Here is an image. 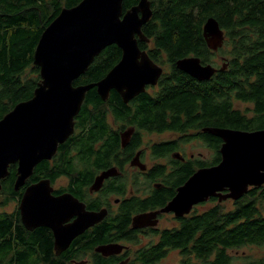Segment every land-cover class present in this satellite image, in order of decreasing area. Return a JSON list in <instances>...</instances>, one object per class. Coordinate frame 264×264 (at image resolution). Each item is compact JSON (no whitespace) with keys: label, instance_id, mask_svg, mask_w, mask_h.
Masks as SVG:
<instances>
[{"label":"trees","instance_id":"trees-1","mask_svg":"<svg viewBox=\"0 0 264 264\" xmlns=\"http://www.w3.org/2000/svg\"><path fill=\"white\" fill-rule=\"evenodd\" d=\"M81 1L0 0V120L17 104L30 100L41 82L40 69L34 65V54L43 31L63 8L75 7ZM139 1L124 0V11ZM150 1L153 16L142 28L154 45L148 55L156 64L162 65L166 61L172 66L171 74H164L159 81L161 92L154 96L146 92L132 105H125L114 91L107 101H103L96 88L91 89L76 117L77 132L60 148L61 152L70 153L78 144V157L91 161L86 155H95L97 168H104L103 163L118 148L117 145L109 151L108 142L113 141V145L119 142L118 134H113L106 124L107 115L112 113L116 121H128L151 132L199 130L198 136L204 135L208 147L214 149L217 157L212 162L201 161L200 166L217 165L221 161L218 153L222 141L204 133V129L264 130V0ZM209 18L216 19L226 33L221 51L229 59L226 68L222 70L224 64L219 67L210 81L199 82L179 71L176 62L198 57L205 65L213 63L215 55L203 36V27ZM141 45H145L143 50L149 49L147 44ZM121 57L118 47H107L87 72L73 82L74 86L101 81ZM236 103L250 104L252 109L243 112L235 107ZM110 106L113 109L110 110ZM168 113L170 121L167 120ZM89 124L92 125L90 131L83 133ZM110 133L113 139L109 137L106 144L93 152V143L99 142L98 137ZM134 137L140 140L138 135ZM138 143L133 140L131 149ZM167 145L170 144L156 147L155 154L160 156L168 150ZM64 161L67 163L66 159ZM68 164L70 166L71 161ZM46 167L57 169L54 160L44 161L35 169V175L46 171ZM162 171L156 168L151 175L162 179ZM15 173L14 169L1 181L2 206L18 196L13 189L17 179ZM192 174V166L186 165L166 179L173 188L182 183L184 177L187 181ZM57 176L50 177L55 180ZM159 195L151 201L152 205L162 204L157 201ZM160 200L163 201L161 196ZM214 205L202 213L195 210L179 219V228L154 231L158 241L138 251L130 264H159L171 251L179 253L180 264H264V186L251 188L233 203L232 210H226L218 203ZM129 223L130 211L123 224L120 221L119 229L124 225V230L115 237L131 238L127 232ZM109 230L96 226L90 234L85 233L89 239L83 247L91 249L109 242ZM254 249L260 250L258 256L251 254ZM79 254L76 249L57 256L53 237L47 229L29 231L19 212L0 213V264H76L75 261L84 258ZM91 264L115 262L94 253Z\"/></svg>","mask_w":264,"mask_h":264},{"label":"water","instance_id":"water-1","mask_svg":"<svg viewBox=\"0 0 264 264\" xmlns=\"http://www.w3.org/2000/svg\"><path fill=\"white\" fill-rule=\"evenodd\" d=\"M123 3L124 0H82L75 7L63 8L43 31L34 54L41 82L30 100L17 104L0 120V189L1 181L9 175L10 165L18 164L14 187L18 191L37 165L52 160L59 146L74 133L75 118L91 89L96 88L103 101H107L110 91L116 90L129 102L145 93L147 86L157 85L163 68L138 46L139 41H149L142 28L153 16L151 1L140 0L127 11ZM203 36L214 52L225 42V31L214 18L207 20ZM112 45L122 51L119 63L101 81L74 86L73 82L87 72L95 58ZM176 67L200 82L211 80L219 70L211 64L203 65L198 57L180 59ZM205 131L222 141L221 161L193 174L175 199L158 213L188 216L195 206L211 197L220 202L238 201L251 188L264 186V130L209 128ZM109 175L106 172L97 178L95 190ZM20 213L28 230L47 227L54 232L57 256L106 217V210L89 212L71 195L54 196L49 180L26 188ZM156 215H138L133 226H157V221L150 222ZM75 216L73 223L63 226ZM125 248L108 244L97 247L96 252L109 257L121 254ZM120 264H128V260Z\"/></svg>","mask_w":264,"mask_h":264},{"label":"flooded vegetation","instance_id":"flooded-vegetation-1","mask_svg":"<svg viewBox=\"0 0 264 264\" xmlns=\"http://www.w3.org/2000/svg\"><path fill=\"white\" fill-rule=\"evenodd\" d=\"M225 41H226V33H225ZM142 43L147 44V47H149V49L146 48L145 50H143V47H145V45H141ZM224 44L221 48H219L217 52H214L213 50H211L212 53L215 55V59L213 60V63H211V65L216 69H219V67H221L223 64H224V67H226L227 65L226 62H228V59H229V57L226 54H223L221 51L224 48ZM138 46L141 51L146 52L148 54V52H150V49L154 45H153V41L149 39L148 42L139 41ZM225 50H227V48H225ZM218 60L222 62V65L219 67L217 66ZM157 65L160 66V64H157ZM165 65H169L170 67V73L167 74L169 76L171 74L172 66L168 64L167 62ZM164 74L165 72L163 69L162 76ZM184 74L186 75V73ZM162 76L160 77V79L162 78ZM159 81L157 85L155 86L153 85L147 86L145 93L149 92L150 94L153 95L157 92L158 93L161 92L160 87H159ZM112 91H114L120 96V98L122 99L125 105L126 104L132 105L134 102L137 101L138 97L141 95L140 94L136 96L135 98L131 99L129 102H125L123 97L116 90H112ZM112 91H110L108 99L112 96ZM145 93H142V94H145ZM111 109H113L112 106H110V110ZM167 115H168L167 120H169L170 114L168 113ZM110 118L112 122H110ZM76 124H77V120L75 118V128H74L73 134L77 132ZM106 124L110 128V130L113 132V134H118L119 142L116 145H113V141L108 142L109 137L113 139L110 133L109 135L98 137L99 142L93 143V152L98 151L101 148V146L103 144H106L107 142H108L109 151H111V149H115L116 146L118 145L117 150L113 152L111 156L109 157V159L103 163V165H105L104 168H97V164H95V159L93 158V156L95 155H91L89 153L86 155V157L91 158V161H88V160L84 161L83 159L78 157V154H80V151L78 150L79 148L78 144L71 148L70 153L61 152L60 148L64 146V144L69 140L68 139L64 144H61L59 146L55 156L52 158V160H54V163L57 166V169L46 167L47 168L46 171H43L40 174L35 175V169L37 168L38 166L37 165L34 168L32 175L27 179L26 184L22 188H20V190L16 191L15 188H13L14 191L18 193V196H16L15 200L9 201L8 204L6 205L8 206V205L14 204L15 209L13 212L9 214H17V212H19V215L21 218L20 202H21L23 193L25 192L26 188L32 184L38 183L39 181L49 180L51 182V186L53 187L54 196H62L66 194L71 195L75 199H77L80 203L84 204L86 207V210L89 212H95V211L99 212L101 210H106V217L104 218L102 222H100L96 226L97 227H108L110 229L107 232L108 237H109V242L103 243V244L101 243L98 246H93L91 249L84 248L83 247L84 244L88 243V239H89L87 234L85 236V233L90 234L91 231L95 230L96 226L89 228L88 230H86V232H84L82 235L77 237L71 243L70 247L66 250V251L69 250V252H71V251H75L76 249H79L80 251L79 255L84 258H82V260L80 261H75L76 263L83 262L84 264H91L94 253L101 255L100 253L96 252L97 247L101 245H108V244H119L121 246L126 247L122 251V253L119 255H112L109 257H105V258L112 259L115 262V264H120L121 262H124L126 260H128V264H130L133 260H135V254L138 251L148 247L151 243L153 242L156 243L158 241V237H156L153 234L154 231L167 230V229L172 230V229L179 228L180 226L179 219L185 218L186 215L182 217H176L174 212L158 213V211L164 209L170 202H172L175 199V197L178 194V190L182 188L188 180L186 181V177H184L182 183L178 184L177 186L174 185L172 188L170 185H168V180L166 178L170 177L169 175L171 174L174 175L176 171H180L182 167L186 165L192 166L193 174H195L198 170L202 168H206V167L200 166L201 164L200 162L201 161L204 162L205 160L196 158L194 154H189V152L186 151V149L190 147V143L192 142L196 143L198 146L205 147L211 153H213V157L210 160H206V161L212 162L213 160L217 158L214 149L208 147V144L204 140V137H203L204 135L198 136L200 133L199 130L192 129V130H188L187 133L186 131L178 132V130H166L163 132L152 131L151 132L149 130L142 129L137 124L136 125L131 124V122H128V121H120V122L116 121L112 113H109L107 115ZM91 126L92 125L89 124L87 129H85L83 133L89 132L91 129ZM203 132L208 133L205 131V129L203 130ZM151 134H155V135L168 134L170 138L157 140L155 142L153 141L149 142L150 155L153 161H147L146 159L147 155L145 154L147 144H144V137L150 136ZM135 135H138L140 137V140L135 139L134 137ZM174 135H176L175 138L173 137ZM186 137H191V138L186 140ZM200 137H203V138H200ZM133 140H135L136 142L139 141L135 149L134 148L131 149ZM123 142H125V144H123ZM165 144H170V145H167L168 150L166 151L164 150L162 154H160V156L156 155L154 152L155 148L161 145H165ZM218 154L220 155V150ZM65 159L67 160V163L64 161ZM70 161H71V165L69 166L68 163ZM156 168H160L161 170H163L162 174L164 177L162 179H159V177H156V176L152 177L151 172H153ZM14 169L16 170L15 175L18 178V164L10 165L9 174ZM106 172H110L111 175H109L103 180L98 190H95L94 187L97 183L96 181L97 178ZM53 174L58 175L55 180H52L50 177ZM171 183L174 184V182L172 181ZM13 187H15V184ZM168 189H172V190L168 191ZM158 195H159V198L157 199V201H159L162 204L152 205L151 201L154 200ZM160 196L163 198V201L160 200ZM212 199H217V198L211 197L209 201H211ZM218 201L219 200L217 199V201H211V202L219 203ZM127 202H129V204H127ZM145 203H147L146 206H145ZM203 205H205V203L195 206L194 209L197 210L198 206H203ZM130 208L132 209L130 210ZM129 211H130V223L127 227V232L131 234V238H128V236L117 238L115 236H119L125 227L123 225V227L119 229L120 221H122V224H123V221L126 220ZM145 214H148V215L157 214L155 218H152L150 220V222L157 221V226L148 225L142 228H135L133 226L134 218L138 215H145ZM76 218H77L76 216L71 218L70 220L65 222L63 226L70 225L76 220ZM164 223H166V225H169L171 227L160 228L161 225H164ZM41 228L42 229L45 228L51 233L53 237V246H54V241H55L54 232L50 228H47V227H40V228H36L35 230L41 229ZM112 228H116V229L111 231ZM163 260H161V262Z\"/></svg>","mask_w":264,"mask_h":264},{"label":"rangeland","instance_id":"rangeland-1","mask_svg":"<svg viewBox=\"0 0 264 264\" xmlns=\"http://www.w3.org/2000/svg\"><path fill=\"white\" fill-rule=\"evenodd\" d=\"M166 62L164 61L162 65H160V67H162L164 69V72L165 74H169L170 73V67L169 65H165ZM222 65V62H220L219 60L217 61V66H221ZM157 89V87H156ZM152 90V89H151ZM150 90V92H151ZM235 107L237 109H240L241 111L245 112L247 109H252V106L250 104H242V103H236ZM251 115V113H248ZM110 122L111 121V118H110ZM174 138L176 137V135L173 136ZM167 138H170V136H168V134H165V135H155V134H151L150 136H145L144 137V144H147V147H146V159L147 161H153L151 159V155H150V150H149V142L153 141H157V140H161V139H167ZM187 152H189V154H194V156L196 158H200V159H203V160H210L212 157H213V153H211L208 149H206L205 147H202V146H198L196 143L192 142L190 143V147L188 149H186ZM4 200L3 196H0V213L2 212H7V213H11L14 211L15 209V205L12 204V205H8V206H2L1 203L2 201ZM220 205L224 206L226 208V210H232L234 208L233 206V203L235 202L234 200H224L222 202L218 201ZM215 203H212L211 201L205 203V205L203 206H198V213H202L204 211H206L207 209H209L211 206H215L214 205ZM195 211V209H194ZM193 211V212H194ZM171 225V223H170ZM173 226V224H172ZM167 227H171L169 225H166V223H164V225H161L160 228H167ZM259 251L258 249H254L252 251V255L253 256H258L259 255ZM78 263H83V262H78ZM76 263V264H78ZM181 263V257L179 255L178 252L176 251H173L171 252L168 257L166 259H164L160 264H180ZM84 264V263H83Z\"/></svg>","mask_w":264,"mask_h":264},{"label":"bare ground","instance_id":"bare-ground-1","mask_svg":"<svg viewBox=\"0 0 264 264\" xmlns=\"http://www.w3.org/2000/svg\"><path fill=\"white\" fill-rule=\"evenodd\" d=\"M87 97V96H86ZM49 161V160H48ZM86 232V231H85ZM79 237V236H78Z\"/></svg>","mask_w":264,"mask_h":264}]
</instances>
